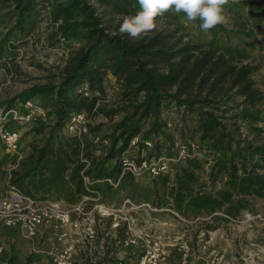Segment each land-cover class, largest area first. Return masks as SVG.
<instances>
[{
	"label": "trees",
	"instance_id": "1",
	"mask_svg": "<svg viewBox=\"0 0 264 264\" xmlns=\"http://www.w3.org/2000/svg\"><path fill=\"white\" fill-rule=\"evenodd\" d=\"M13 2L15 25L9 34L18 31L24 38L30 31L27 21L35 10L36 0ZM94 3L114 10L115 14H136L140 10L137 0H66L52 8V18L61 20L55 32L63 37L86 33L83 37L87 44L64 70L54 109L56 124L50 137L37 150L36 157L31 158L32 167L22 165L24 172L14 179L17 183H37L44 192L39 188L35 189L36 195L19 191L39 201L68 204L86 195L79 177L83 168L80 162L76 161L70 177L77 198L70 189L71 182L64 177L74 162L64 146L72 142L71 150L76 154V140L68 142L56 136L73 112L84 113L90 120L99 115L107 120L106 124H86L87 131L80 141L87 153L99 147L89 140V135H97L102 127L109 126L110 133L105 136L109 142L102 147L100 169L92 176L99 182L90 186L92 197L99 196L102 203L110 204L123 194V198L137 205L148 203L156 209H171L183 217L206 216L213 220L236 219L243 212L252 211L255 199H264V144L242 137L240 129L256 128L254 123L259 119L256 112L249 110L254 108V100L260 94L245 81L246 68L237 71L234 79L236 85L240 84L238 94L244 97L245 104L248 102L240 114H229V108L220 110L219 104L224 101L217 102L211 92L226 74L235 73L233 63L241 62L244 52L227 45L216 30L202 31L201 21L195 27L198 39L180 44L182 38L192 37L183 32L179 23L184 13L177 14L174 10L164 13L176 25L180 24L173 31L163 28L136 42L124 35H109ZM248 13L253 12L248 9ZM242 18L238 32L251 36L245 30L249 18ZM250 18L254 20L252 15ZM2 20L0 17V24ZM107 72L122 80L117 94L108 103L75 92L78 82L85 80L103 93L102 75ZM191 89L203 92L205 97L196 92L189 96ZM39 91L44 94L42 88ZM116 117L119 119L115 120ZM135 139L137 142L131 146ZM126 152L135 157L137 166L164 161L170 170L152 177L150 185L139 184L133 174L123 169L121 159ZM207 183L213 188L209 189ZM217 183L221 186L215 188ZM86 264L91 263L86 260Z\"/></svg>",
	"mask_w": 264,
	"mask_h": 264
},
{
	"label": "rangeland",
	"instance_id": "2",
	"mask_svg": "<svg viewBox=\"0 0 264 264\" xmlns=\"http://www.w3.org/2000/svg\"><path fill=\"white\" fill-rule=\"evenodd\" d=\"M65 2L66 0H36L35 10L27 21L30 31L21 38L22 35L18 31L9 34L15 25L12 14L15 3L13 0H0V17L3 18L0 24V203L7 197L11 188L30 191L32 194L39 188L37 183H17L14 179H17L16 174L24 172L22 165L32 167L31 158L36 157L37 150L50 137L51 128L56 124L54 109L64 70L70 59L87 44V39L83 37L86 33L63 37L55 32L61 20L52 18V8ZM94 6L103 22L102 27L109 35H121L118 30L124 16L135 15L115 14L114 10L96 3ZM223 7L225 21L212 29L218 32V37L225 39L227 45L244 52L245 57L241 62L233 63L235 73L226 74L211 92L217 102L224 101L219 104L220 110L229 108V114H240L244 105L248 107V102L245 104L244 97L238 94L240 84L236 85L234 79L237 71L247 69L245 81L250 83L251 90L260 94L254 100V108L249 111L256 112L259 120L254 123V130L242 127L240 133L242 137L253 139L255 144L262 145L264 0H228ZM248 9L253 13H248ZM251 15L254 20L250 18ZM243 16L249 18L245 23V30L251 33L248 37L238 32L240 24L243 23ZM198 21L200 20L187 21L184 14L179 23L184 28L183 32L192 39L182 38L180 44L198 39L199 35L195 29ZM156 23L157 28L147 36L148 38L163 28L173 31L174 26L180 25H176L177 23L164 13L157 17ZM124 37L133 42L138 41L127 34H124ZM199 80H196L197 85ZM121 83L122 80L107 72L102 75L103 93L93 89L85 80L78 82L75 92L94 96L106 104L115 97ZM209 87L211 82L205 88L206 92ZM41 88L44 94H40ZM189 92V96H194L196 90L191 89ZM198 92L195 94L201 95V98L205 97L203 92ZM118 119L119 117H116L115 120ZM106 122L101 115L90 120L84 113L73 112L64 120L57 138L77 142L76 154L71 150L72 142L70 146L69 143L64 146V150L74 161L69 165L64 177L71 182L72 170L77 162H80L83 168L79 171V177L86 195H81L72 204L57 201L70 211L69 223L45 224L37 229L33 237L21 236L31 244L29 258L45 256L44 264H57L56 258L70 253L71 264H86V260L91 264H264V199H255L251 206L252 211L243 212L236 219L221 217L213 220L206 216L183 217L171 209H156L148 203L137 205L123 198V194L110 204L102 203L99 196L92 197L90 186L99 182L92 176L100 169L102 147L109 142L105 138L110 133L109 126L102 127L101 133L97 135H89V140L99 146L91 153L83 150L80 139L87 131L86 124L95 126ZM5 132L17 134L15 150L10 149L3 139ZM53 139L56 142L57 139ZM180 154H183V150ZM131 155L130 152L123 154L121 163L127 172L129 164L135 166L134 176L139 184L150 185L151 178L154 177L151 169L158 171L162 163L166 166L165 173L170 170L164 161H152L151 164L137 166L135 157ZM208 168L209 166L206 170ZM204 177L203 180L206 181V176ZM110 182L112 183L111 180ZM69 185L74 192L75 184L71 182ZM207 185L209 189L213 188L209 183ZM220 186L221 184L217 183L214 187ZM74 196L77 198L79 195L74 192ZM0 229L4 228L0 225ZM36 239L40 241L39 244ZM6 264L14 262L8 260ZM27 264H32L31 259Z\"/></svg>",
	"mask_w": 264,
	"mask_h": 264
},
{
	"label": "built area",
	"instance_id": "3",
	"mask_svg": "<svg viewBox=\"0 0 264 264\" xmlns=\"http://www.w3.org/2000/svg\"><path fill=\"white\" fill-rule=\"evenodd\" d=\"M8 147L15 150L17 147L18 136L14 132L3 134ZM137 140L132 142L135 144ZM146 163H143L145 166ZM129 173L135 175V166L129 164ZM133 169V170H132ZM166 169L165 163L159 167L158 171L151 169L155 176ZM110 182V181H109ZM111 183V182H110ZM70 221V211L60 202L39 201L21 193L16 188H11L7 197L0 203V225L6 229L17 230L24 238H31L35 235L38 228L45 224L60 223L67 224ZM3 247L0 246V253ZM57 264H71V254L66 253L56 258Z\"/></svg>",
	"mask_w": 264,
	"mask_h": 264
},
{
	"label": "clouds",
	"instance_id": "4",
	"mask_svg": "<svg viewBox=\"0 0 264 264\" xmlns=\"http://www.w3.org/2000/svg\"><path fill=\"white\" fill-rule=\"evenodd\" d=\"M140 10L135 15L124 16L119 26L121 35L127 34L134 40L147 37L157 28L156 19L163 13L174 10L183 12L187 21L199 19L200 28L207 32L226 19L224 5L228 0H137Z\"/></svg>",
	"mask_w": 264,
	"mask_h": 264
},
{
	"label": "crops",
	"instance_id": "5",
	"mask_svg": "<svg viewBox=\"0 0 264 264\" xmlns=\"http://www.w3.org/2000/svg\"><path fill=\"white\" fill-rule=\"evenodd\" d=\"M21 236L19 231L6 228L0 229V246L3 247L0 253V264H6L8 260H12L14 264H27L30 259L32 264L46 263L45 256L29 258L31 244H28L27 240ZM35 241H37V244L40 242H38V239ZM11 246L13 249H11Z\"/></svg>",
	"mask_w": 264,
	"mask_h": 264
}]
</instances>
